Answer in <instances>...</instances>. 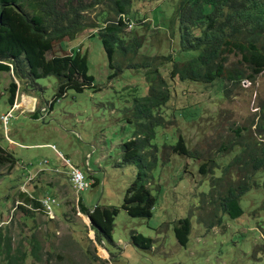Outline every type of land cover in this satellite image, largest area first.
<instances>
[{"label": "rangeland", "instance_id": "1", "mask_svg": "<svg viewBox=\"0 0 264 264\" xmlns=\"http://www.w3.org/2000/svg\"><path fill=\"white\" fill-rule=\"evenodd\" d=\"M174 3L142 0L131 4V27L125 26L124 41L136 37L139 48L125 58L115 49L112 62L120 71L114 76L116 68L108 66L96 35L106 7L96 5L85 11V23L95 26L85 28L73 40L55 42L45 53L50 58L78 48L86 54L92 86L80 92L68 89L52 100L57 90L54 76L24 80L16 78L11 69L0 72V115L10 107L7 86L11 80L18 88L15 101L20 102V107L11 109L5 124L0 119V147L16 159L10 167L8 163L0 167V225L9 229L12 246L20 242L26 250L23 264H264V192L258 188L247 191L239 199L240 216L230 219L224 215L220 224L206 227L196 220L199 193L206 192L208 184L206 178L200 182L203 178L196 172L198 161L174 153H165L166 158L162 150L163 137L173 142L180 135L186 147L197 149L204 159L215 155L218 144L232 139L238 131L255 138L254 128L264 106V71L253 82L242 80L234 85L227 96L220 93L225 85L221 81L202 84L167 79L171 64L167 56L181 57L175 24L169 22ZM133 10L135 17L131 15ZM239 57L229 54L227 64ZM144 60L166 61L160 70L167 80L169 99L162 109L163 128L155 129L157 161L147 179L156 201L150 217L137 218L120 207L136 167L118 162L119 145L132 133L124 114L133 97L144 95L147 88L142 76L145 68L131 65ZM32 105L34 114L27 109ZM192 112L196 114L190 117ZM60 155L69 159L87 181L96 184L79 193L72 190L65 174H53L49 168L67 169L61 166ZM38 167L47 171L24 184L21 170L31 176ZM263 177L264 173L260 179ZM23 189L34 198L44 194L58 198L54 219L38 211L32 218L23 216L16 207L18 193H25ZM78 199L87 210L95 205L117 208L110 240H95L86 215L79 211ZM186 216L190 230L182 247L172 227ZM130 232L149 237L150 249L134 248L129 243ZM31 235L40 245L38 261L28 252Z\"/></svg>", "mask_w": 264, "mask_h": 264}, {"label": "trees", "instance_id": "2", "mask_svg": "<svg viewBox=\"0 0 264 264\" xmlns=\"http://www.w3.org/2000/svg\"><path fill=\"white\" fill-rule=\"evenodd\" d=\"M137 1L142 0H63L60 4L58 0H0V72L11 69L16 78L24 80L54 76L57 90L52 100L68 89L80 92L92 86L86 54L78 48L70 54L50 58H46L45 53L55 42L73 40L85 28L94 27L85 23L84 12L96 5H104L105 19L97 27L96 35L108 66L116 68L111 75L114 76L120 71L119 65L112 62L115 49L125 58L127 53L135 54L139 48L136 37L124 41L126 23L120 17L130 20V6ZM135 14L133 10L131 15L135 17ZM169 22L175 24L177 51L181 57L167 56L171 62L167 79L202 84L221 81L225 85L220 93L227 96L234 85L242 80L253 82L264 71V0H175ZM229 54H239L240 57L227 64ZM165 63L144 60L131 65L145 68L142 76L147 88L144 95L133 97L124 114L126 122L132 126V133L130 139L119 145L118 163L136 167L120 204L130 217H150L156 201L147 187V179L157 161V145L153 142L155 129L163 128L162 109L169 99L167 80L160 70ZM7 91V101L11 105L16 91L12 80ZM195 114L192 112L190 117ZM254 132L255 138H251L238 131L232 139L218 144L215 155L204 159L197 149H188L180 135H176L173 142L163 137L165 156V153H174L197 160L196 172L203 178L200 182L204 178L208 181L206 192L199 193L198 223L212 227L220 224L224 215L236 218L242 214L239 199L247 191L258 188L264 192V177L260 179L264 173V106ZM15 162L13 155L0 147V167L7 163L10 167ZM46 169L35 168L31 175L34 178ZM21 171L25 174L24 184H27L24 179L30 172ZM84 181L88 184L85 189L96 184V181ZM18 196L20 202L33 208L38 206V202L27 194L20 192ZM78 206L79 211L89 218V229L95 240H110L117 208L95 205L92 210H87L80 199ZM16 207L23 216L32 218L33 210L21 204ZM172 230L177 243L185 246L190 230L189 217L177 219ZM128 239L136 249L149 250L151 247L152 240L140 233L130 232ZM28 244L29 254L38 261V240L31 235ZM26 257L27 252L21 243L12 246L9 229L0 225V264H23Z\"/></svg>", "mask_w": 264, "mask_h": 264}, {"label": "built area", "instance_id": "3", "mask_svg": "<svg viewBox=\"0 0 264 264\" xmlns=\"http://www.w3.org/2000/svg\"><path fill=\"white\" fill-rule=\"evenodd\" d=\"M10 117H11L10 110L0 115V119L2 120L3 124H5ZM61 159L63 163L68 166V170L66 173L72 189L75 192H79L85 189L88 184L84 181L83 174L75 166L71 165L67 159H64L62 157ZM31 178L32 175L26 176L25 181H29ZM55 206H57V201L52 196L46 195L40 199V210L48 218H52V215H54L53 209Z\"/></svg>", "mask_w": 264, "mask_h": 264}, {"label": "clouds", "instance_id": "4", "mask_svg": "<svg viewBox=\"0 0 264 264\" xmlns=\"http://www.w3.org/2000/svg\"><path fill=\"white\" fill-rule=\"evenodd\" d=\"M121 17V20H123L125 23H126V26H128V27H131V21L129 20V19H126L125 17H123V16H120ZM75 50V49H74ZM72 51H73V49H69L68 50V54H70V53H72ZM18 88L16 87V90H17ZM15 96H16V91H15ZM15 98V97H14ZM14 101V100H13ZM13 108H17V107H15L14 106V104H13V102H12V104L10 105V107H9V110L11 111V109H13ZM9 110H7V111H9ZM29 111H31L32 112V114L33 113H35L34 112V105H32V108H31V110H29ZM6 112V111H5ZM12 114V113H11ZM61 157L62 158H64V159H67V158H65V157H63L62 155H60V159H61ZM68 161H69V159H67ZM70 163V162H69ZM61 166L62 167H67V169H63V170H60L59 168H57L56 166H54L53 168H51L50 170H51V172H53L54 174H60V175H62V174H65V179L68 181V176H67V170H68V166L67 165H65L64 163H63V161H62V159H61ZM21 168H22V166H20ZM76 167V166H75ZM77 168V167H76ZM78 169V168H77ZM56 170V171H55ZM80 171V170H79ZM81 172V171H80ZM82 173V172H81ZM83 178H84V176H83ZM33 179V177L30 179V180H32ZM85 179V178H84ZM29 180V181H30ZM28 181V182H29ZM68 183L70 184V182L68 181ZM24 190V192L25 193H27L26 192V189H23ZM73 190V189H72ZM80 192V191H79ZM79 192H77V193H79ZM27 195L29 196V197H31V198H33V199H35L37 202H38V206L37 207H31L30 205H26V204H24V203H22V202H18L16 205H18V204H21V205H23V206H25V207H28V208H30L31 210H33V211H38V212H40V213H42L43 215H45L43 212H41V210H40V199L43 197V196H46V195H49V196H52V197H54L55 199H58V198H56L54 195H50V194H44V195H42V196H40V197H38V198H34L32 195H30L29 193H27ZM77 195V194H76ZM58 207V201H57V206H55L54 207V212L56 211V208ZM46 216V215H45ZM54 216H55V214H54ZM87 217V216H86ZM47 219H54V218H48V217H46Z\"/></svg>", "mask_w": 264, "mask_h": 264}, {"label": "crops", "instance_id": "5", "mask_svg": "<svg viewBox=\"0 0 264 264\" xmlns=\"http://www.w3.org/2000/svg\"><path fill=\"white\" fill-rule=\"evenodd\" d=\"M21 97H25V98H26V96H24V95H22ZM15 98H16V96H15ZM15 98H14L13 104H14L15 107H18L17 105H19L20 102H16V101H15ZM27 109H28V110H31L29 107H28ZM42 109H43L44 112L47 111L46 108H42ZM49 112H50V110H49Z\"/></svg>", "mask_w": 264, "mask_h": 264}, {"label": "bare ground", "instance_id": "6", "mask_svg": "<svg viewBox=\"0 0 264 264\" xmlns=\"http://www.w3.org/2000/svg\"><path fill=\"white\" fill-rule=\"evenodd\" d=\"M22 99H23V97H22ZM18 107H20L19 105H17Z\"/></svg>", "mask_w": 264, "mask_h": 264}, {"label": "water", "instance_id": "7", "mask_svg": "<svg viewBox=\"0 0 264 264\" xmlns=\"http://www.w3.org/2000/svg\"><path fill=\"white\" fill-rule=\"evenodd\" d=\"M88 221H89V218L87 217Z\"/></svg>", "mask_w": 264, "mask_h": 264}]
</instances>
